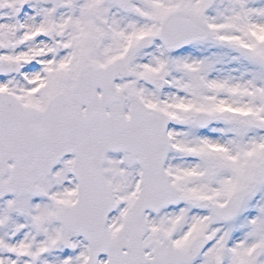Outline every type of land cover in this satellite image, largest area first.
<instances>
[{"label": "snow or ice", "instance_id": "snow-or-ice-1", "mask_svg": "<svg viewBox=\"0 0 264 264\" xmlns=\"http://www.w3.org/2000/svg\"><path fill=\"white\" fill-rule=\"evenodd\" d=\"M0 264H264V0H0Z\"/></svg>", "mask_w": 264, "mask_h": 264}]
</instances>
